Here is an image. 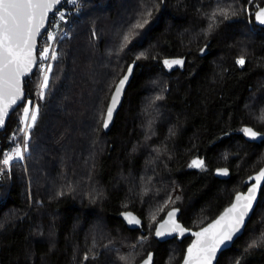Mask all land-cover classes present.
<instances>
[{
	"label": "trees",
	"instance_id": "1",
	"mask_svg": "<svg viewBox=\"0 0 264 264\" xmlns=\"http://www.w3.org/2000/svg\"><path fill=\"white\" fill-rule=\"evenodd\" d=\"M249 2L85 0L57 43L43 96L39 73L25 78L27 99L0 132V160L14 147L23 153L0 163V264H139L151 252L154 264L182 263L192 238L160 242L158 223L180 208L185 226L204 227L264 166V140L243 131L264 134V28ZM179 58L185 64L168 70L164 61ZM133 62L105 132L109 100ZM34 100L37 119L26 127ZM196 157L203 168L191 166ZM219 167L231 178H217ZM126 211L143 229L126 226ZM217 264H264V188Z\"/></svg>",
	"mask_w": 264,
	"mask_h": 264
},
{
	"label": "snow or ice",
	"instance_id": "2",
	"mask_svg": "<svg viewBox=\"0 0 264 264\" xmlns=\"http://www.w3.org/2000/svg\"><path fill=\"white\" fill-rule=\"evenodd\" d=\"M60 3L61 0H0V127L5 126V118L9 115V109L24 97L22 78L30 74L33 66L42 67V65H37V37L41 35V30L46 26L49 12L53 11L55 6ZM254 15L256 20L264 25V8L256 11ZM60 19H64L62 14ZM135 27H142V25L137 24ZM54 38L52 33H48L49 40ZM39 51L41 61L49 59L48 47L42 46ZM51 59H56V56L52 55ZM164 63L171 68L173 65H183L184 62L182 60H165ZM237 63L243 65L245 61L241 58ZM50 70L49 66L48 71ZM128 71L131 73V68ZM127 79L126 75L116 87L111 106L107 109L104 121L105 128L108 127V122L112 119L113 111ZM40 87V95L43 96V89L48 87L47 72L44 73ZM36 112H38V108L30 117L33 124L37 119ZM22 115L25 126L28 127L29 109L27 107L24 108ZM243 131L252 138L259 135L249 127L244 128ZM21 159H23V153L17 147L12 153H3V159L0 160V163L7 167L11 161ZM191 166L203 168L205 165L202 160H193ZM223 172L227 174V170H223ZM262 179H264V170L255 177L257 183L250 188L246 196L238 195L236 197L237 203L227 210L225 216H222L210 228H205L194 234L197 240L188 248L184 264H213L217 252L229 247L234 236L241 231L245 217L252 209V202ZM176 211L178 210L173 209L168 213V219L161 223L156 230L157 236L165 235L166 231L179 235L184 234L186 229H183L175 221ZM124 215L129 224H140V220L132 213L129 212ZM225 220L227 222L222 223ZM166 225H168L167 228ZM252 246H255V242L249 245V247ZM144 264H151V255L144 261Z\"/></svg>",
	"mask_w": 264,
	"mask_h": 264
},
{
	"label": "water",
	"instance_id": "3",
	"mask_svg": "<svg viewBox=\"0 0 264 264\" xmlns=\"http://www.w3.org/2000/svg\"><path fill=\"white\" fill-rule=\"evenodd\" d=\"M63 1L64 0H61V3L59 5H56L55 8L53 9V11L49 12V14H48V20L46 21V26H45L44 29L41 30V35L37 37V51H36L37 65L39 63V48H40L41 36L48 30V27L50 25V21H51L52 14L59 8V6L62 4ZM261 8H264V6L261 7ZM256 24H257V26L264 28V25L260 24L257 20H256ZM174 60H182L184 62L183 63V65H184L185 64V61H186V58H179V59H174ZM136 65H137V62H133L132 64H130L129 67L127 68L125 74L120 78V80H122L126 75L128 77L127 81L124 84L123 90H122V92L120 94L119 101L116 104V107H115V109L113 111L112 119H111L110 122H108V127L107 128L104 127V122H103V130L105 132H109L112 129L113 125H114L116 116H117L118 112L120 111V109H121V107H122V105L124 103L127 89H128V87H129V85H130V83H131V81H132V79L134 77ZM183 65H173L171 68L168 67V70L172 71V70H174L176 68H181ZM129 68H131V73H129V71H128ZM36 70H37V66H33L32 69H31L30 74L22 78V87H23L24 97H23V99H21L20 101H18V103L16 105L12 106L9 109V115H8V117L5 118V126L4 127H0V132L3 131V130H5V128H6L7 124H8V121H9L12 113L21 104H23L25 102V100L27 99V91H26V89L24 87V85H25V78H27L29 76H32L36 72ZM120 80L118 81V83L116 84V86H115V88L113 90V93H112L111 98L109 100V104H108L107 109L111 106L112 97H113V95L115 93L116 87L119 85ZM106 113H107V111H106ZM105 119H106V114H105L104 121H105ZM246 127L252 128L255 132L259 133V135L256 138L249 137L248 135L245 134V136L247 137L248 140L253 141V142H262L264 140V134L258 132L253 127H250V126H246ZM193 160H202L204 162V164H205V161H206V159L204 157H196ZM194 168L195 169H200V168H196V167H194ZM223 170H227V174H224ZM262 170H264V166L257 173H255V174L251 175L250 177H248L246 179V181H245V184L247 185V190L246 191L238 192L235 195L233 202L229 206H227L226 209L217 218H215L213 221H211L210 223H208L204 227H202L200 229H192V228H189V227L185 226L180 221V216H181V213H182L181 209L180 208H172L170 211H172L173 209H177L178 210V211H176V214H175V221H176V223L179 224L183 229H186V231L184 232L183 235H179L178 233H168L166 231L165 232V235H163V236H157L155 234V238L158 241H160V242H167V241L174 240V239H177L179 242H183L185 239L192 238L191 243L187 246L186 253H185V257H184V259H183V261L181 263V264H184V261L187 258V250H188V248L197 240V237L194 234L197 233V232H201L205 228H210L211 225H213L217 220H219L222 216H225V214L227 213V210L229 208H231L233 204L237 203L236 197L238 195L239 196H246L248 194L250 188L257 183L256 180H255V177L258 176L259 173ZM215 176L217 178L221 179V180H228V179L231 178V170L228 167H219V168H217L215 170ZM263 188H264V179H262L260 181V183H259V186H258L257 191H256L255 199L252 202V209L248 213V215L245 217V222H244L243 227L241 228V231L234 236L233 241L230 243V245H229V247L227 249H225L223 251H218L217 252L216 258L213 260V264H217L218 261H219V258L221 257V255L225 251L231 249L232 246L234 245V243L236 242V240L238 238H240L244 234L245 229H246L249 221L251 220V218H252V216H253V214H254V212H255L258 204H259V201H260V198H261V195H262ZM241 203H243V201H241ZM129 212L132 213L136 218H138L140 220V224L133 225V224H129L127 222L124 214L125 213H129ZM168 213L166 214L165 218L158 223V225L156 227V230L159 228V225L161 223H164L168 219ZM229 215H231V214H229ZM122 219H123L124 223L126 224V226L129 229H131V230H141L144 227V220L136 212L126 211V212H124L122 214ZM226 222H227V220L222 221V223H226ZM167 227H168V225H166V228ZM156 230H155V233H156ZM221 247L223 248V246H221ZM149 255H151V264H154L155 263V253L154 252H151ZM149 255L143 261H141L139 264H144V261L148 259Z\"/></svg>",
	"mask_w": 264,
	"mask_h": 264
},
{
	"label": "built area",
	"instance_id": "4",
	"mask_svg": "<svg viewBox=\"0 0 264 264\" xmlns=\"http://www.w3.org/2000/svg\"><path fill=\"white\" fill-rule=\"evenodd\" d=\"M85 0H64L62 4L59 6V8L52 14L51 19H53V27H52V34L56 30L54 27H58V31L54 35V39L49 40L48 35H42L40 40V48L48 47L49 48V59L47 60H40V51H39V63L38 65H42V67L38 68L36 72L39 73L41 77V84L43 81L44 73L47 72V75L49 76L50 71H48L49 66L51 68V64L53 59H51L52 55H55L56 58L59 56L57 52V43L59 40L65 38L68 36V29L73 25L74 20L77 18V16L81 13L83 9ZM258 6H256L251 13L249 14H255L257 11ZM61 14L64 16V19L61 20L60 16ZM50 32V33H51ZM39 48V50H40ZM36 105V100L34 101V107ZM30 121V118L29 120Z\"/></svg>",
	"mask_w": 264,
	"mask_h": 264
},
{
	"label": "rangeland",
	"instance_id": "5",
	"mask_svg": "<svg viewBox=\"0 0 264 264\" xmlns=\"http://www.w3.org/2000/svg\"><path fill=\"white\" fill-rule=\"evenodd\" d=\"M259 5V3H258V1H256V0H250V2H249V4H248V6H247V8H246V10H247V13L249 14V13H251L252 12V10L256 7V6H258ZM54 28H56V30L54 31V33H53V35H55L56 34V32L58 31V27H54ZM52 33V32H51ZM39 92H40V90H39ZM35 101V100H34ZM28 109H29V118L31 117V115L33 114V112L35 111V107H34V102L32 103V104H29L28 103ZM30 121H31V119H30ZM30 123H32V122H30ZM23 142H24V140H23ZM23 142H22V140H21V144L20 145H22L23 144ZM24 145V144H23ZM17 147H14V148H12L9 152H7V153H12V152H14V150L16 149ZM20 148V147H19Z\"/></svg>",
	"mask_w": 264,
	"mask_h": 264
}]
</instances>
